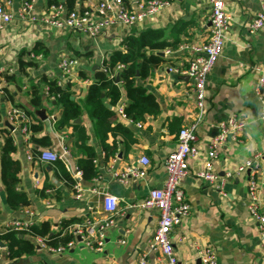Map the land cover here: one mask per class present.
<instances>
[{"label":"crops","instance_id":"obj_1","mask_svg":"<svg viewBox=\"0 0 264 264\" xmlns=\"http://www.w3.org/2000/svg\"><path fill=\"white\" fill-rule=\"evenodd\" d=\"M11 1L10 8L15 19L8 25H0V70L15 73L18 80L11 85L15 93L14 101L8 100L0 105V158L5 139L10 135L16 147L13 157L21 167L17 187L27 193L31 202L19 210L8 206L0 163V228L15 220L33 224L48 222L52 233H55L69 222L71 224L64 232L72 233L74 238L71 241L75 242L63 252L54 253L37 247L33 254L19 260L8 259L5 247L0 264H135L141 257H146L149 264H165L160 254L149 248V241L158 225V211L142 210L132 204L143 199L151 188L163 185L167 178L165 160L176 148L179 131L199 118L191 78L169 68L187 66L196 55L193 47L203 45L208 39L210 0H171L168 6L137 25L111 27L97 38L70 30H56L46 24L42 17L51 0H34L35 20L18 16L23 0ZM57 1L65 3V0ZM101 1L78 0L76 7L96 6ZM145 1L131 0V5L127 7L137 9ZM224 2L231 16L230 28L222 55L207 77L205 112L197 132L200 152L189 159L190 174L182 182L191 213L174 227L171 235L178 264H199L197 249L209 244L215 247L219 264H264V248L257 222L248 211L250 171H238L251 159L259 163L264 176V121L260 119L264 87L259 94L256 90L259 73L253 69L256 65L264 66V27L252 34L248 29L251 19L264 8V0ZM147 29L163 30L166 40L178 44L164 51L162 56L165 61L141 82L149 93L155 95L159 111L133 121L123 114L130 103L124 93L116 105H110L106 98L110 109L109 123L113 127L121 126L114 132L108 130L105 144L109 146V151H106L102 138L107 130L95 126V120L86 109L90 85L80 79L79 72H85V78L94 81L103 61L115 50L124 48L122 41L125 37L138 35ZM37 43L46 47L47 54L39 58L37 67L28 68L27 74H21L18 66L20 52L24 49L31 51ZM62 55L76 57L80 61L75 71L79 80L73 81L72 91L83 113L73 122L86 131L88 138L85 144L96 152L98 176L92 181H84L82 173L77 174L80 169L78 161L86 154L78 144L74 125L60 128L56 124L63 106L47 99L42 107L30 106L28 90L31 84L41 75L60 77ZM95 65L100 67L94 68ZM118 84L123 89L121 80ZM22 106L31 109L33 114L27 113ZM12 107L22 109L29 116V136L22 132L18 124L11 122L13 128L6 124L7 111ZM42 109L50 124L38 115ZM234 115L246 121V128L240 135L227 137L214 166L219 180L215 184L208 183L198 178L195 172L204 168L209 141L220 132V124ZM40 121L44 129L33 133L32 125ZM43 136L49 137V146L33 140V137ZM46 148L58 153L63 149L69 151L65 154L66 160H59L75 182L80 181L87 189L84 198L75 195L74 184L70 186L55 173L56 161L37 158ZM142 157L150 160L145 178L122 183L115 176V172L128 167L143 168ZM43 189L44 195L41 193ZM262 190L261 210L264 213V188ZM107 193L116 195L120 201L117 221L107 230L102 251L84 247L75 227L87 218L106 215L104 196ZM121 239L126 243H120Z\"/></svg>","mask_w":264,"mask_h":264},{"label":"built area","instance_id":"obj_2","mask_svg":"<svg viewBox=\"0 0 264 264\" xmlns=\"http://www.w3.org/2000/svg\"><path fill=\"white\" fill-rule=\"evenodd\" d=\"M11 0H0V25H8L15 19L10 6ZM171 0H146L141 3L137 9H129L123 0H102L96 6L80 8L76 7L67 11L65 3L58 2L49 5L47 12L43 14L42 20L56 30H70L76 33H84L92 38H97L103 31L111 27H133L148 17H152L164 7L168 6ZM21 9L17 12L18 16L27 20H35L33 14L34 0H23ZM211 25L210 34L206 42L201 46H194L196 55L189 61L184 68L170 67V71L188 75L193 84L192 90L196 97V106L199 112V118L193 123L181 128L178 134V142L174 151H172L165 160L167 178L161 187L151 188L149 193L141 200L132 204L142 210L158 211V225L152 238L149 241L151 251H156L164 259L165 264H178V257L174 249L171 238L174 227L180 225L182 221L191 213V205L185 195L182 182L190 174L189 159L199 155L197 145L199 123L205 112L206 102V82L210 71L222 55L226 35L230 28L231 16L227 13L224 0H210ZM264 27V8L259 11L248 23L249 32L256 33ZM168 52V51H167ZM43 55L35 56L30 54L31 58H41ZM79 59L76 57L62 55L59 62L61 76L58 84L64 85L66 82L79 80L75 77V71L79 66ZM121 69L122 66L117 67ZM253 69L259 73L256 90L259 94L264 87V66L256 65ZM6 70H0V95L2 94V85L5 83L3 75ZM10 73V72H8ZM116 76V72L113 77ZM81 79V78H80ZM87 85L92 81L90 79H81ZM74 83V82H73ZM57 96H53L56 99ZM263 107L260 112V119L264 121V97H262ZM125 115V113H123ZM126 116V115H125ZM7 120L18 124L19 128L29 136L30 125L29 116L20 108L12 107L7 111ZM246 121L238 116H232L220 124V132L210 139L204 168L196 171L198 178L204 179L208 183L215 184L219 180V175L214 166L219 157L220 149L223 147L229 134L240 135L246 128ZM69 153L67 149L58 153L52 149L46 148L37 156L39 160L55 162L59 159L66 160L65 154ZM30 157V156H29ZM142 167H128L121 172H115V176L122 182L128 183L131 179L145 178L147 175L146 166L150 160L147 157L140 159ZM260 165L255 160H248L245 165H241L238 171L249 169L250 178L248 181V211L257 222V228L264 248V213L262 212V189L264 188V176L260 170ZM77 174H81L78 169ZM230 174V173H229ZM220 187L219 184H216ZM75 195L78 198H84L87 193L80 181L73 185ZM119 199L116 195L107 193L104 196V211L106 215L100 218H87L84 223L77 224L75 232L80 237V243L87 248L102 251L106 233L109 228L115 225L117 216L120 213ZM88 209L92 212V207ZM30 221H11L4 227L7 229L24 230L32 226ZM38 247L44 248L50 252H63L70 248L75 241L69 242L66 246L51 247L47 244L45 238H36ZM126 243L124 239L119 241ZM5 251L0 241V258ZM197 252L201 264H219L215 247L211 244L198 247ZM135 264H149L146 257H141Z\"/></svg>","mask_w":264,"mask_h":264},{"label":"trees","instance_id":"obj_3","mask_svg":"<svg viewBox=\"0 0 264 264\" xmlns=\"http://www.w3.org/2000/svg\"><path fill=\"white\" fill-rule=\"evenodd\" d=\"M77 1L65 0L67 11L75 9ZM123 1L126 6L131 5V0ZM58 2L57 0H51L50 5ZM176 44L166 40L164 31L159 29H147L138 35H128L122 41L124 48L115 50L103 61L101 69L96 71L95 80L90 84L86 96L85 106L90 116L95 120V126L107 130L102 138L106 151H109V146L105 144L108 130L114 132L116 129L121 128L120 125L113 127L109 123L110 109L106 105V98H108L110 105H116L120 102L124 93L130 101L129 105L124 108V113L127 118L133 121H139L147 114H157L159 111L157 99L154 94L147 91V88L141 82L165 61V58L160 53L164 52L168 47H177L178 44ZM31 53H34L35 56L45 55L47 54V49L42 43H37L31 51L22 50L18 57V66L21 74H27L28 68L39 65V59L37 57L31 58ZM119 65L122 66L121 69L117 68ZM115 72L116 76L113 77ZM79 75L81 79H86L85 72L80 71ZM118 75L123 83V89L116 82ZM3 79L5 83L1 88L0 105L8 100L14 101L15 93L11 85L18 80L15 73H5ZM58 81L59 78H50L47 75L38 77L28 90V94L31 95L30 106L33 108L42 107L46 99L55 101L63 106L61 116L56 124L60 128L74 125L78 144L86 154V157L78 161L79 170L84 181H92L98 176V169L95 164L96 152L92 147L85 144L88 138L86 131L73 122L82 115L83 108L73 97L72 87L74 83L68 81L64 85H59ZM103 93L105 97H103ZM53 96H57V98L53 99ZM22 108L27 113L33 114L31 109L23 106ZM1 119L0 115V121ZM31 129L33 133H36L43 130L44 125L40 121L39 124H33ZM33 140L44 146L50 145V139L47 136L33 137ZM15 150L13 138L8 135L1 152V177L6 187L8 206L13 210H19L28 206L31 201L27 193L20 191L17 187L20 181L19 171L21 167L20 163L13 157ZM55 166V173L58 176L61 175L72 186L75 180L66 170L64 163L58 160L55 162ZM44 191V189L41 191L42 195H44ZM70 224L69 222L64 223V226L55 233H52L51 225L48 222L33 224L24 230L3 227L0 228V241L5 244L8 259L19 260L35 252L38 247L35 238L38 237L45 238L47 244L51 247L66 246L74 238L72 233L64 232V229Z\"/></svg>","mask_w":264,"mask_h":264},{"label":"water","instance_id":"obj_4","mask_svg":"<svg viewBox=\"0 0 264 264\" xmlns=\"http://www.w3.org/2000/svg\"><path fill=\"white\" fill-rule=\"evenodd\" d=\"M160 54H161V55H164V52H161ZM99 67H100L99 65H95L94 68H99ZM138 74H139V73H138ZM116 82H117V83L120 82V77H119V75L116 77ZM103 96H104V94H103ZM38 115H39L43 120H45L47 124H50V121L48 120L47 114H46V112H45L44 109L39 110V111H38ZM6 124H7L8 126H10L11 128H13V126L10 124V122H9L8 120L6 121ZM228 136H229V137H232V134H229ZM54 179L56 180V178H54ZM1 245H2L3 248H5V244H4V243L1 242ZM39 248H40V247H39ZM198 263L201 264V260H199Z\"/></svg>","mask_w":264,"mask_h":264}]
</instances>
